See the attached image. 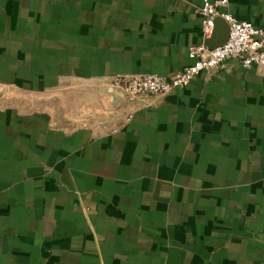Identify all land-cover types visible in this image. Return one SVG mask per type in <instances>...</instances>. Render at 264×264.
Here are the masks:
<instances>
[{
    "label": "crops",
    "instance_id": "obj_1",
    "mask_svg": "<svg viewBox=\"0 0 264 264\" xmlns=\"http://www.w3.org/2000/svg\"><path fill=\"white\" fill-rule=\"evenodd\" d=\"M200 4L0 0V264H264V70L111 83L190 64ZM226 10L264 23V0Z\"/></svg>",
    "mask_w": 264,
    "mask_h": 264
},
{
    "label": "built area",
    "instance_id": "obj_2",
    "mask_svg": "<svg viewBox=\"0 0 264 264\" xmlns=\"http://www.w3.org/2000/svg\"><path fill=\"white\" fill-rule=\"evenodd\" d=\"M226 7L227 0H201L198 8L204 39L212 35L217 17L226 22L228 37L223 44L212 49L205 43L187 46L192 62L170 77L155 73L115 77L111 83L123 94L124 101L132 103L146 95H164L182 88L200 71L215 68L229 58L237 60L244 69L257 66L264 70V23L258 26L238 19Z\"/></svg>",
    "mask_w": 264,
    "mask_h": 264
},
{
    "label": "water",
    "instance_id": "obj_3",
    "mask_svg": "<svg viewBox=\"0 0 264 264\" xmlns=\"http://www.w3.org/2000/svg\"><path fill=\"white\" fill-rule=\"evenodd\" d=\"M215 20H222V19L217 17ZM227 37H228V26H227V24L225 23L224 30L220 31L219 29L216 28V23H214L213 33L209 38L206 39L205 44H206L208 49H212L216 46L223 44L226 41ZM120 95L123 98V94L121 92H120Z\"/></svg>",
    "mask_w": 264,
    "mask_h": 264
}]
</instances>
